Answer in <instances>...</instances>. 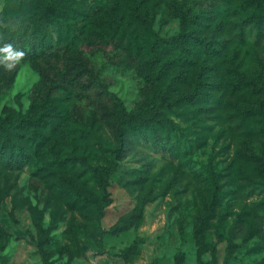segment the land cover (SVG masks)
Listing matches in <instances>:
<instances>
[{
    "label": "rangeland",
    "instance_id": "1",
    "mask_svg": "<svg viewBox=\"0 0 264 264\" xmlns=\"http://www.w3.org/2000/svg\"><path fill=\"white\" fill-rule=\"evenodd\" d=\"M11 1L9 22L20 24L27 41L20 0ZM182 1L96 0L109 9L102 25L113 28L102 39L97 19L86 20L92 41L83 38L63 56L72 58L69 65L54 54L50 63L0 66V120L35 106L38 113L52 110L56 124L22 169L0 165V264H264V45L244 44L235 62L225 63L221 98L193 94L200 58L171 92L172 105L160 109L137 60L150 56L157 38L181 31L174 7ZM6 2L0 0V11ZM53 66L63 72L73 66L86 81L91 70L95 81L88 90H56L47 100L42 69ZM106 90L123 105L108 100ZM113 118H127L136 129L125 124L127 149L107 176L118 147ZM96 172L107 178L109 195ZM133 212L141 216L116 232L131 224Z\"/></svg>",
    "mask_w": 264,
    "mask_h": 264
},
{
    "label": "trees",
    "instance_id": "2",
    "mask_svg": "<svg viewBox=\"0 0 264 264\" xmlns=\"http://www.w3.org/2000/svg\"><path fill=\"white\" fill-rule=\"evenodd\" d=\"M24 1L20 0L18 16L22 23L27 24L24 33L27 41H22L19 37L20 24L18 26L14 22H9L10 15L15 18L13 16L15 14L12 13L13 2L7 0L0 11V48L5 44H12L15 50L25 53L21 61L40 62L43 59L50 63V58L54 54L60 60L66 59L63 56L79 48L77 45L84 42H81L83 38L92 41L90 32H85L88 24L86 20L97 19L96 25L101 28L102 32L99 35L102 39L109 37L108 31L113 28L112 24H110L111 29L102 25L106 19L105 12H109L103 2L95 3L96 0H29L25 6ZM132 1L137 6L146 3V0ZM204 4H211V8ZM262 7H264V0L214 2L183 0L182 3L175 5L174 11L181 20V31L170 38H157L150 51V56H141L142 58L137 60L145 81L154 86L161 98L158 107L162 109L172 105L171 92L176 89L178 82L187 79L189 69L196 67L200 58H202L200 70L193 75L196 89L193 94L198 96L206 94L212 96L213 100L221 98L219 80L224 76L225 63H234L244 44L254 49H257L259 45H264V9H261ZM111 15L114 16V13ZM26 33L30 34L29 38ZM31 38L33 40L29 42ZM234 44H236V52L231 57L229 51ZM55 51L60 53H55ZM245 51L246 53L241 57L242 61H245L247 55L250 54L249 49ZM3 55L6 54L0 53V56ZM83 58L79 55L77 61L81 60L82 65L86 67L88 63L83 64ZM71 59H66L68 65ZM53 69V72L46 68L42 69V80L47 88L46 93L42 95L47 100L56 90H71L70 88L75 86L88 90L92 87V81H95V75L91 70L88 74L89 81H86L85 76H81V73L75 71L73 66L65 72L56 70L54 66ZM171 71L173 73L166 86L165 80ZM105 94L113 104L123 105L121 99L114 98L109 90H106ZM95 104L106 114L112 109L107 101L98 100ZM210 110H214V107ZM113 112L111 110L112 116ZM53 115L52 110L46 109L38 113L34 106L25 115L16 118L9 113L2 118L0 120V165L9 170L22 169L29 162L31 152L38 150L35 148L36 144L42 143L40 139L45 137V130L50 126L53 129L56 128L52 120ZM115 118L110 122V126L117 139L118 147L113 151L114 164L108 167L107 176L120 167L121 158L127 149L128 133L125 124L128 123L131 129H136L127 118L123 121ZM149 126L152 127V124ZM261 134L264 136V130ZM142 135L147 137L145 134ZM260 170L264 173V153ZM95 175L102 188V193L109 195L107 178L98 172ZM106 206L107 203L102 205L100 215L104 213ZM140 216L141 212H133L131 224L119 226L116 232L133 225ZM196 235L200 237V228L197 229ZM137 243L138 239L134 241V244Z\"/></svg>",
    "mask_w": 264,
    "mask_h": 264
},
{
    "label": "clouds",
    "instance_id": "3",
    "mask_svg": "<svg viewBox=\"0 0 264 264\" xmlns=\"http://www.w3.org/2000/svg\"><path fill=\"white\" fill-rule=\"evenodd\" d=\"M0 53L6 55L0 56V66L5 70H12L15 63H18L25 56V53L20 50H15L12 44H5L0 48Z\"/></svg>",
    "mask_w": 264,
    "mask_h": 264
}]
</instances>
